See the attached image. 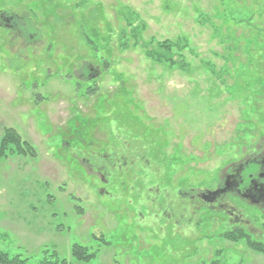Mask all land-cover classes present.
<instances>
[{
    "label": "rangeland",
    "instance_id": "rangeland-1",
    "mask_svg": "<svg viewBox=\"0 0 264 264\" xmlns=\"http://www.w3.org/2000/svg\"><path fill=\"white\" fill-rule=\"evenodd\" d=\"M262 2L0 0L25 19L23 34L0 26V140L13 128L35 152L0 161V250L68 264H264L189 198L264 154V65L253 28L234 21ZM164 41L188 44L185 69L148 56ZM245 207L264 243L258 208ZM76 244L96 256L74 260Z\"/></svg>",
    "mask_w": 264,
    "mask_h": 264
},
{
    "label": "flooded vegetation",
    "instance_id": "flooded-vegetation-1",
    "mask_svg": "<svg viewBox=\"0 0 264 264\" xmlns=\"http://www.w3.org/2000/svg\"><path fill=\"white\" fill-rule=\"evenodd\" d=\"M0 26L20 34L25 29V19L12 11L2 10L0 11ZM115 166L117 167L116 163L112 162L108 164L109 169L106 171L103 167L99 170V174L105 176L101 179L106 187L102 189V194H105L110 186V181L106 176L110 178L113 176L112 170L117 169ZM189 198L202 202L211 211L224 217L221 219L232 225L230 229H245L254 237L261 235L263 231L258 232L255 226L247 220L248 209L245 206L249 209L257 207L256 213L261 215L262 222H264V154L244 160L238 165H232L220 178L216 187L199 190ZM255 229L256 232L253 231Z\"/></svg>",
    "mask_w": 264,
    "mask_h": 264
},
{
    "label": "trees",
    "instance_id": "trees-1",
    "mask_svg": "<svg viewBox=\"0 0 264 264\" xmlns=\"http://www.w3.org/2000/svg\"><path fill=\"white\" fill-rule=\"evenodd\" d=\"M262 4L259 5V10L257 13L252 12L249 9V17L247 19L234 20L236 23L246 24L247 27L253 28L255 35L250 45H254L259 53L258 59L264 65V51L261 53L259 50H264V20L259 23H254V15L257 14L259 19L264 17V0ZM243 13H241L242 15ZM188 44L182 45L181 42H171L164 41L157 44V50L149 52L148 56L157 59L159 62H169L170 65H180L181 69L187 67L185 63V58L183 56V51L186 50ZM174 50L177 51L178 55ZM250 53V50H248ZM180 59V62L175 61V59ZM254 60V59H253ZM35 156L33 147L22 139V137L13 128H5L0 140V161L7 159L10 156ZM224 240L231 242L233 244H238L244 242L247 247L258 253L264 255V243L259 242L256 237L248 233L245 229L235 228L226 231L223 234ZM57 253L52 251H44L43 256L38 259H32L30 257H22L21 255H11L7 252L0 250V264H68V262L63 259L61 260L56 255ZM96 254H91L88 252L87 248L81 245H74L72 248V257L78 262H90ZM216 264V263H215Z\"/></svg>",
    "mask_w": 264,
    "mask_h": 264
}]
</instances>
